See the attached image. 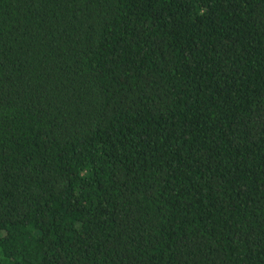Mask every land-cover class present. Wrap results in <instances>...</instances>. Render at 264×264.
<instances>
[{"label":"trees","instance_id":"1","mask_svg":"<svg viewBox=\"0 0 264 264\" xmlns=\"http://www.w3.org/2000/svg\"><path fill=\"white\" fill-rule=\"evenodd\" d=\"M0 264H264V0H0Z\"/></svg>","mask_w":264,"mask_h":264}]
</instances>
